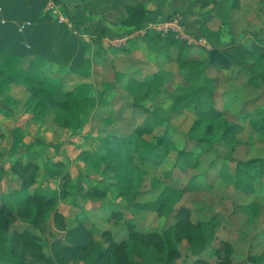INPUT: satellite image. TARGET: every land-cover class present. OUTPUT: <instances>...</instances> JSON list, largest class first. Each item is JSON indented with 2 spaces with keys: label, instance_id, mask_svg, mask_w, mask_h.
I'll use <instances>...</instances> for the list:
<instances>
[{
  "label": "rangeland",
  "instance_id": "obj_1",
  "mask_svg": "<svg viewBox=\"0 0 264 264\" xmlns=\"http://www.w3.org/2000/svg\"><path fill=\"white\" fill-rule=\"evenodd\" d=\"M51 6L42 16L48 14L57 21L53 3ZM147 6L153 11L176 13L174 21L150 24L128 37L111 39L93 28L84 31L88 26L75 28L67 14L65 18L58 16L75 40L67 52L72 53V60L62 64H71L83 43L87 45L85 58L89 61L77 72L65 74L68 91L82 83L91 86L87 95L78 99L81 111L71 127L61 126L63 111L52 106L45 111L47 104L37 95L40 92L17 84L16 80L8 86L6 80L2 82L5 85L1 83L0 210L6 208L5 225L16 234L17 248L25 255L20 264H59L54 246L63 241L71 247L67 234L81 229L94 230L98 239L108 233L116 243L137 239L146 246L144 255L157 263L158 255L151 248L156 239L142 237L171 228L179 218L186 224L176 230L183 237L178 264H204L209 256L214 263L218 256L223 264H264V185L250 179L254 189L245 192L236 182L238 161L264 158V135L252 126L264 114V0H160L159 6L151 0ZM175 8L190 16L194 29L202 35L200 40L182 30ZM113 20L106 22V31L126 33L122 20L117 16ZM169 39L178 43L168 46ZM60 45L54 46V52L59 51ZM25 46L29 53L32 45ZM214 49L247 63L253 73L239 65L228 70L210 67L208 56ZM187 60L190 62L183 64ZM159 71L165 72L163 80L167 85L171 74L179 85L186 75L202 71L195 82L209 86L213 92L211 103L220 116L201 130L192 129L198 118L186 109L179 108L169 121L179 131L176 139L186 150L192 149L195 140L209 130L207 140L195 149L185 170L174 167L175 148L156 166L144 165L137 157L135 143L145 141L153 148L167 134L168 126L159 124L145 137H131L139 178L134 193H125V197L107 168L102 140L110 133L128 136L151 114L152 119L173 114L175 90L172 97L152 90L153 94L144 100L141 90L134 97L124 89L129 78L143 81ZM254 74L257 85L249 83ZM106 95L114 99L106 100ZM137 101L147 110L135 106ZM238 125L235 139L224 143L225 130ZM28 161L31 166L24 171ZM167 186L185 189L183 193L170 192L173 200L181 197L174 212L148 208ZM20 191H37L46 194L48 201L54 199L42 205L38 223L26 222L20 216L27 198L24 194L22 202L17 203ZM183 209L184 214L180 212ZM36 212L24 218L33 219ZM24 234L27 236L20 238ZM33 236L40 241L33 242ZM66 256V264H85L73 253Z\"/></svg>",
  "mask_w": 264,
  "mask_h": 264
},
{
  "label": "trees",
  "instance_id": "obj_2",
  "mask_svg": "<svg viewBox=\"0 0 264 264\" xmlns=\"http://www.w3.org/2000/svg\"><path fill=\"white\" fill-rule=\"evenodd\" d=\"M147 1L148 0H114L116 4L120 2L118 5L121 4V7H124L126 11V16L121 22V26L126 33L116 35L112 31L102 30L99 27L95 28L96 32L100 35H106L111 39L125 38L136 31L143 30L150 24L170 23L174 21L176 13L170 14L161 11L160 9H158L159 11L149 12L145 5ZM45 2L46 1H43V8L46 5ZM55 2L59 4L64 14H67L70 17L75 28L80 30L81 25L76 17L70 15L68 5L62 4L60 0H55ZM35 6H38L36 0L35 3H33L32 10H34ZM175 11L179 16V24L182 30L190 37L200 40L202 35L199 34L200 31L194 29L193 21H190V16L188 14H181L177 8H175ZM45 16H48V14ZM90 27L91 26L84 28V31H88ZM28 32L29 29L24 35L18 32L16 28H10V30L3 35L4 32H1L0 29V86L4 80L8 82L6 84L7 86L12 84L11 81L15 82L16 80L17 84L24 85L25 87L40 92L37 93V95L41 97V100L45 105L47 104L45 111L50 109L51 106L57 111H63L65 115L64 120L61 121V126L69 128L73 124V121L78 119L81 111L78 99L85 97L91 86L82 83L75 86L72 91H68V88L66 87V80L68 77H66L65 74L70 75V71L77 72L76 69L85 64H89V61L85 58L87 45L83 43L80 46V50L77 52L71 64H62L67 60H72V53L67 52L70 51L75 44V40L70 38L72 36L67 29L63 31L64 38L57 53L53 50L54 42L51 40L52 36L56 33V30L50 34L46 43L47 46L44 47V49H32L29 50V53H27L28 49L26 48L25 43H30L32 46H34L35 43L32 38L27 37ZM159 37L162 36L159 35ZM175 43H178V41L169 39L167 45L169 46ZM208 59L210 67L216 65L222 69L228 70L239 65L244 71L251 74L253 73L252 68L247 63L237 60L234 57H230L222 50H212L209 53ZM44 61L47 63L45 62L46 64L43 66ZM188 62H190V60H187L186 63L183 62V64H187ZM67 68L70 70L66 72ZM164 73V71H159L158 73L148 76V78L143 81L129 78L127 80L128 83L124 85V89L134 97L135 93L141 90V92H143V94H141L142 99L144 100L153 94L152 90H156L159 93H166L169 97H172V91L175 90L177 96L174 102L175 106L172 110L173 114L171 113L169 117L162 119H152L154 114H151L150 117L148 115L149 118L146 122L137 127L133 131L134 133L132 132L133 134L131 133L127 136L125 134L116 135L110 133L102 140L106 147L105 158L107 159V168H110L115 176L116 184L119 186L118 188L120 191H124L123 196L125 197L128 196L125 193H134L135 182L138 181L139 178H136L138 171H135L134 150L132 147L134 143L131 137H145V134H150L159 124L168 126L167 134L162 136V138L153 145V148H150L148 145L149 143H146L145 141H142L141 144L135 143L137 157L142 163H144V165H147L146 163H148V165L156 166L160 164L162 159L168 157L172 148H175L177 157L174 167L177 168L182 166L183 170H185L190 165L196 151L195 149L202 146V143L207 140L206 133L208 129L206 130L204 137L195 140V145L192 149L186 150L179 145L180 142L176 139V135L179 134V131H176L174 127L172 128L169 121L174 117L175 113L179 111V108L186 109L193 112L198 118L192 129L201 130V128L210 122L211 119L213 120L220 116V113L216 111L211 103L213 92L210 90L209 86L207 84L197 85V81L195 82L198 76L201 77L202 71H195L186 75L185 81L181 82L179 85H176L175 76L173 77V74L171 73L172 78L167 85V82L163 80ZM250 79L249 83L257 85L258 78L255 77V74L254 77H251ZM2 85L5 84L2 83ZM104 99H111L112 101L114 97H112V95H106ZM210 103L211 105H209ZM135 106L142 110L145 109L141 107V104H139L138 101L135 103ZM117 114H122V112H118ZM109 119L112 120L110 116ZM252 126L254 131L264 135V114L258 121H253ZM237 130H239V125L226 129L222 141L225 143L226 140L235 139L237 132H239ZM162 146L163 148H161ZM30 162L31 161H28L24 171L30 168ZM236 177L237 186L245 192L254 189V186L250 185L248 182L250 179H252L253 182H260L264 185V158L238 161L236 165ZM123 185L124 187H122ZM165 189L163 195L160 196L157 201L148 205V208L155 211H161L162 208L166 211V208H168L170 211L169 213L172 214L181 197L173 200L170 192L172 194L176 191L183 193L185 192V189H172V186H167ZM17 193V203H21L22 198L25 197V195L27 197L26 206L23 210H20L23 216L21 214L20 216L24 221L33 224L38 223L42 205L54 200L48 201L45 196L46 194L37 191H26L24 193L20 191ZM22 195L23 197H21ZM32 200H35V202L33 203ZM5 209L6 208L4 207V209L0 210V264H7L10 262L20 264L24 261L25 255L17 248L18 237L15 233L13 234L9 232L5 225V222H7V220L4 219ZM34 211L37 212L33 219L28 217L24 218V215H29ZM180 212L185 213L186 210L183 209ZM49 217L50 214L48 215V218ZM56 217L62 218L59 214H56ZM183 224L186 223L179 218L176 224L171 228L142 237L143 239H156V245H153L151 248L155 250L158 255L157 263L151 262L147 255H144L143 250L146 249V246L137 239H130L128 242L116 243L113 242L108 233H102L101 238L98 239L94 230L88 229L70 231L66 236V241L71 247L65 246L64 242L60 241L54 246V257L59 264H66V254L68 253H73L74 256H79L81 261H84L85 264H178L176 259L180 256L179 246L182 243L183 237L180 235L178 236L179 231L176 230L181 228ZM188 224H190V222H188ZM189 226L192 228V225ZM25 236L27 235L24 234L20 236V238H25ZM32 240H34L33 242L35 243L40 241L36 236H33ZM194 254H197L196 251H194ZM211 258L213 257L209 256V259L206 261L207 263L204 264L224 263L218 256L215 263L211 261ZM52 260L53 259H49L51 262Z\"/></svg>",
  "mask_w": 264,
  "mask_h": 264
},
{
  "label": "crops",
  "instance_id": "obj_3",
  "mask_svg": "<svg viewBox=\"0 0 264 264\" xmlns=\"http://www.w3.org/2000/svg\"><path fill=\"white\" fill-rule=\"evenodd\" d=\"M43 1L45 2V7L43 8ZM62 4H66L69 7V13L71 16L77 18L81 27L91 26L90 28H101L102 30L109 29L106 22H113L114 17L117 16L120 21L124 20L126 16V11L121 4L118 5L114 0H60ZM151 0H148L149 2ZM38 6L33 8V3L35 0H0V29L1 32L7 33L10 28L18 29L19 24L26 22H32L31 26L27 27L23 32L24 34L29 29L27 37L34 40L35 50H40L46 47V43L49 39L50 34L56 30L54 36L51 40L54 42V46L57 47L63 41L64 30L68 29L67 25L60 22L58 16L64 17L65 14L60 8L59 4L55 0H36ZM145 3L149 12H154L149 9ZM156 6H159L160 0H155ZM53 3L55 10L53 14L57 15V21L54 20L52 16H42L46 13L45 9H51V4ZM42 7V8H41ZM53 8V7H52ZM44 10V11H43ZM34 11V12H33ZM155 11H159L158 9ZM35 14V15H34ZM30 15L33 17L29 18ZM47 15V14H45ZM6 21L7 23H4ZM14 21L19 22L15 24ZM121 21V22H122ZM90 28L88 30H90ZM111 31V30H108ZM25 35V34H24ZM32 48L30 50H32Z\"/></svg>",
  "mask_w": 264,
  "mask_h": 264
},
{
  "label": "built area",
  "instance_id": "obj_4",
  "mask_svg": "<svg viewBox=\"0 0 264 264\" xmlns=\"http://www.w3.org/2000/svg\"><path fill=\"white\" fill-rule=\"evenodd\" d=\"M29 26H31V22H26V23H23V24H19L18 29H19L20 32H23Z\"/></svg>",
  "mask_w": 264,
  "mask_h": 264
}]
</instances>
